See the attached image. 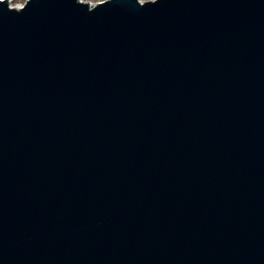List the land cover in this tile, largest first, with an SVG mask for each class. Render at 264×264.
I'll use <instances>...</instances> for the list:
<instances>
[{
	"label": "water",
	"instance_id": "water-1",
	"mask_svg": "<svg viewBox=\"0 0 264 264\" xmlns=\"http://www.w3.org/2000/svg\"><path fill=\"white\" fill-rule=\"evenodd\" d=\"M0 264H264V0H0Z\"/></svg>",
	"mask_w": 264,
	"mask_h": 264
},
{
	"label": "rangeland",
	"instance_id": "rangeland-1",
	"mask_svg": "<svg viewBox=\"0 0 264 264\" xmlns=\"http://www.w3.org/2000/svg\"><path fill=\"white\" fill-rule=\"evenodd\" d=\"M26 0H8L9 4L11 6H20L22 4L25 3ZM83 1H87L89 2L90 5H94L100 1H103V0H83ZM140 1H145V0H140Z\"/></svg>",
	"mask_w": 264,
	"mask_h": 264
},
{
	"label": "built area",
	"instance_id": "built-area-1",
	"mask_svg": "<svg viewBox=\"0 0 264 264\" xmlns=\"http://www.w3.org/2000/svg\"><path fill=\"white\" fill-rule=\"evenodd\" d=\"M22 5H23V4H22ZM22 5H20V6H22ZM20 6H19V7H20Z\"/></svg>",
	"mask_w": 264,
	"mask_h": 264
}]
</instances>
